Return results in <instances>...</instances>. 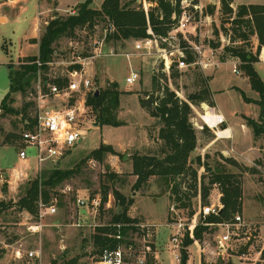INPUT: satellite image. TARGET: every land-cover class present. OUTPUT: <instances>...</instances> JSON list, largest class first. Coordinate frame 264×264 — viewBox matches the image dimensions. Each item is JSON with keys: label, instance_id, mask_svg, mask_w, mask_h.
<instances>
[{"label": "rangeland", "instance_id": "obj_1", "mask_svg": "<svg viewBox=\"0 0 264 264\" xmlns=\"http://www.w3.org/2000/svg\"><path fill=\"white\" fill-rule=\"evenodd\" d=\"M25 1L22 0L18 5L13 6L10 0H0V16H7L5 22H0V38H7L0 43V104L10 90L9 65L17 67L21 60L25 59L23 56L38 54V46L28 40L35 33L33 30L35 15L38 12H42L44 16L51 14L46 17V21H50L56 15H67L70 10L77 11L79 4L87 0H70L68 4V0L63 2L56 0L55 7L61 9L55 15H52L54 10L47 11L51 7V3L47 0ZM100 1L93 0L92 6L97 7ZM141 1L137 0V3ZM249 2L264 3V0H233L232 15L223 13L220 0L198 1L205 14L210 4L214 5V12L204 21L201 28L192 25L186 32V36L194 42L203 44L206 48H212L213 60L216 63L207 69L197 65L179 70L177 85L175 79L172 76L169 79L166 73L162 74L163 81L160 87L155 84L154 70L156 66L161 68V58L157 54L138 56L135 39L122 41L123 43L117 41L115 46L108 43L107 35L113 32V29L106 30L107 25L103 22L95 25L94 29H79L74 37H63L59 40L52 59L57 72L65 71L68 62L78 59L79 56L84 58L99 54L88 66L93 89L95 91L99 89L100 92L116 81L119 83V90L122 91L120 104L115 112V120L119 125L103 124L93 107L88 116L93 120L92 126L87 128L82 142L58 161L59 167L73 168L92 150L102 145L112 146L116 153L105 154L102 161L92 158L82 164L78 174L56 188L59 190L57 212L41 218L39 210L34 215L16 205L25 192L28 179L24 176L17 177L16 172L13 171L14 167L26 166L18 155L20 138H14L12 134L21 132L23 124L20 112L0 110V201L10 204L0 209V264H51L52 261H57V264H69L71 261L73 264H91L99 254L95 235L101 233L99 229L110 224L118 205L113 189H117L127 199L132 200V203L128 205L127 213L132 219L137 220L136 223L160 225L150 236L155 243L156 253L149 257L146 264H182L183 250L188 255L187 264H202L203 261L206 264H217L221 261L228 264H240L241 261H244V264H264V240L259 236V229L264 227V133L255 137L253 128L247 124V118H252L256 122L260 121V107L255 102L259 99V94L251 88L249 79L241 67L240 59L226 50V46L242 44V42L234 41L231 20L236 17L240 5L237 3ZM146 4L149 9V2L147 1ZM40 36L41 34L39 38ZM182 36L181 33L180 37ZM214 43H218V46L214 47ZM242 45L246 50L257 53V34L250 32L248 41ZM127 52L134 54L127 57L124 55ZM261 55L262 51L255 67L264 80V61H261ZM234 65H237L240 73L233 71ZM133 69H141V78L129 84L126 78ZM202 82H205L210 89V98L215 106L208 102L192 104L194 113L191 120L197 129L199 140L191 159L196 160L198 156L201 157L202 165L199 168V175H204L205 184L208 186L212 175L208 173L206 164H209V169L211 167L210 170H212V166H216L218 162L223 163L227 171L237 175L241 185L242 199L240 210L236 211L229 220L233 221L235 216L240 214L247 223L239 230V235L233 236L226 251L218 247V236L223 233V230L218 226L216 229L214 225H209L207 222L209 215L200 212V206L205 204L200 198L192 199L194 214L189 216L188 208L179 210L175 207L177 214L173 213L171 207L175 204L161 177L151 176L145 186L134 190V184L138 178L133 174L134 156L158 154L161 148V141L157 138L160 125L156 118L143 109L139 98L145 97L148 92L162 91L168 85L175 90L177 96L187 100L189 93L199 91ZM35 84L34 78L28 92ZM8 103L11 108L20 110L24 103L23 94L21 92L12 94ZM205 105L216 107L217 112L222 108L227 117L232 116L231 119L237 118L248 125L249 131L242 130V138L239 142L242 149L221 139L215 141L210 147L205 146L208 142L207 137L214 139L217 137L216 128L209 127L210 125L201 116L204 115ZM225 126L226 124L223 123L219 128L224 129ZM249 133H251V142L247 141ZM207 134H213V136ZM252 143L257 150H261L260 153L255 148H251ZM222 149L227 152L222 153ZM222 156L234 158L239 162L240 167L226 163ZM112 172L119 174L120 179L109 180L107 174ZM104 183L113 189L110 190L104 206H96L93 199L99 197L102 200ZM221 196L220 186L214 184L206 204L221 200ZM51 197L48 200L44 199V202L50 203ZM78 198H84L87 204L79 205ZM118 208L122 210L123 206L120 205ZM172 216L181 218L187 224L192 223L194 219V230L197 225L203 227L209 225L213 231H204L202 240H199L195 238V234L194 237L190 235L186 225L182 249L175 252L171 244L174 229L166 226V222L173 219ZM38 223H42L43 226L32 230L31 227ZM263 229L261 234L264 237ZM141 233H134L131 237L141 238ZM188 240L192 242L185 245ZM16 248L22 249L21 259L15 258ZM30 250L39 251V255L28 257L27 251ZM175 254L180 255L181 261L176 260ZM236 259L238 262L235 261ZM129 264L137 263L133 258Z\"/></svg>", "mask_w": 264, "mask_h": 264}, {"label": "trees", "instance_id": "obj_2", "mask_svg": "<svg viewBox=\"0 0 264 264\" xmlns=\"http://www.w3.org/2000/svg\"><path fill=\"white\" fill-rule=\"evenodd\" d=\"M147 1L151 3L148 13H146L144 8V0L139 3H137V0H104L100 8L92 6L93 0H87L79 4L80 6L76 14L56 15L43 27L39 40L37 38H33L32 40L34 43L39 42V54L26 56L17 67L9 65L10 90L0 104V110L5 109L6 111L20 112L22 122L25 118L30 117L32 111L35 109V104L31 100H27V96L32 80L37 75L38 65L36 60L40 59L44 62L41 68L42 73L44 75L48 74L51 68L46 62L53 59L59 40L63 37H74L79 29H94L95 25L100 22L107 25V28L114 25L115 30L109 33L106 38L107 42L114 46L117 44V41L122 42L129 39L136 40L149 37V27L157 36H166L181 14V0H177L176 4L172 0ZM193 1L198 2L199 0ZM220 2L223 13L232 15L234 11L231 7L233 0H220ZM214 8V5L210 4L207 13L212 14ZM231 22L234 41L242 42V44L245 43L250 37V32L256 33L258 36L257 53L246 50L242 44L226 46L228 52L240 59L241 67L249 79L251 88L259 94V99L255 102L260 107V121L256 122L252 118H247V124L253 128L255 137H258L264 133V80L255 65L260 60L259 55L264 48V3L240 4L236 17ZM225 30L228 31V28L225 27ZM217 33L219 32L217 31ZM213 46L217 47L218 43H214ZM192 59L193 57L189 56V60L191 61ZM162 74L164 75V73H160L154 76V83L159 85V87L163 78ZM178 75L179 69L176 65H172L171 76L175 79V84ZM160 91L157 90L156 94L148 92L145 94V97L139 98L143 109L156 118L158 125H160L157 138L161 141V148L158 154H137L134 156L133 174L138 177L134 184V190L145 186L151 176L161 177L165 181L166 189L170 192V197L175 207L179 210L188 208L189 216H192L194 214L192 199L200 198L206 204L210 190L216 184L220 186L223 208L220 213L207 216V222L209 225H213L229 220L236 211L240 210L242 199L241 185L237 175L227 171L223 163L218 162L216 166H212V170L209 169V164H206L208 173L212 175L210 185L208 186L205 184L204 175H199V168L202 165L201 157L198 156L196 160L191 159L199 140L197 129L191 120L194 113L192 104L198 105L200 102H208L210 105L215 106L210 98V89L205 82H202L199 91L189 93L187 100L177 96L175 90H172L168 85ZM17 92H21L24 96V103L20 110L11 108L8 103L12 94ZM121 94L122 91L119 90V83L116 81L110 83L104 90H100L97 95H95V91L89 94L88 103L92 108L95 107V110L99 114V120L103 124L119 125L115 120V112L119 107ZM241 94L245 98L242 90ZM148 95L149 97H147ZM246 99L248 98L246 97ZM203 119L210 126L215 127L223 118L221 116L212 117L204 114ZM219 133L226 135L227 131L220 129ZM207 135L213 136V134ZM12 136L20 138V132L14 133ZM213 139L206 138L207 141ZM109 152L116 153L112 146L102 145L92 150L73 168L62 169L58 165L55 168L44 171L41 177L28 179L25 192L16 202V205L20 209L36 215L38 212L37 201L40 194L45 200L50 199L52 195H58L59 190H56V188L78 174L82 164L92 158L102 161L105 154ZM222 157L226 163L240 167L239 162L234 158ZM107 175L108 179L112 181L121 177L119 174L113 172ZM111 189L113 188L108 184H103L104 195L101 200V207L107 201ZM113 192L117 198L118 205L110 224L104 226L103 229H99L101 233L95 235V244L98 247V252L105 246H116L119 242L114 237V234L117 233V228L111 224L118 222L136 223L137 221L132 219L127 213L128 205L132 203V200L127 199L117 189H113ZM120 205L123 206L122 210L118 208ZM8 206L10 204L0 201V209ZM209 225L205 227L197 225L194 230L195 238L202 240L204 231H213ZM214 226L217 229V226ZM131 227L125 225L122 228V233L125 235L126 240H129V228ZM189 242H192V240H188L185 245ZM183 252L184 258L182 264H187L188 255L186 251L183 250ZM70 263L73 264V261ZM51 264H57V261H52ZM202 264L206 263L203 261ZM217 264H228V262L221 261Z\"/></svg>", "mask_w": 264, "mask_h": 264}, {"label": "built area", "instance_id": "obj_3", "mask_svg": "<svg viewBox=\"0 0 264 264\" xmlns=\"http://www.w3.org/2000/svg\"><path fill=\"white\" fill-rule=\"evenodd\" d=\"M172 2L176 4L177 0H172ZM180 6L182 9L181 14L166 36H157L149 27V37L134 40L138 56L157 54L161 58L162 66L161 68L156 66L154 73L155 75L166 73L169 79L171 78L172 65H176L181 71L197 65L207 69L216 63L213 60L214 50L212 48H206L203 44L194 42L186 36V32L192 25L196 28H201L205 23L204 21L210 17V14H205L202 5L193 0H181ZM144 8L146 13H148L146 2ZM68 13L76 14L77 11L70 10ZM195 14L197 16L196 19ZM109 29L114 31V25H111ZM181 33L183 34L182 37H180ZM133 54L124 53L127 57ZM98 55L84 58L79 56L78 59L68 62V66L62 73L55 70L54 62L51 60L46 62L51 68L46 75L42 73L41 69L44 62L40 59L36 60L38 65L35 77L36 84L29 90L27 96V100L34 102L35 109L30 117L25 118L22 122L23 128L20 132L18 150L19 158L26 167H14L13 171L16 172L17 177L24 176L27 179L41 177L44 171L58 166V161L85 138L87 128H90L93 124V120L88 118L89 113L93 110L88 103V97L90 93L95 91L88 66ZM189 56L193 57L191 61ZM233 71L240 73L237 65H234ZM140 78L141 69H133L127 76L126 81L129 84H133ZM161 81H163V78ZM213 108L215 111V107ZM225 121L226 119L223 117L215 127L219 128ZM209 127L215 129L213 126ZM51 198L50 203H46L40 194L37 208H39V216L41 218L54 215L57 212L58 196L53 195ZM78 203L84 206L87 201L84 198H78ZM93 203L99 206L101 205V199L99 197L94 198ZM222 208L223 203L218 199L215 202L201 205L200 212L204 215L218 214ZM171 209L174 214H177L175 205ZM172 218L171 221L166 222V226L174 229L171 235V244L176 252L182 249L186 225L190 230V235L194 237L195 220L193 219L192 223L187 224L177 216H172ZM113 225L117 228V233L114 234V237L119 241L118 244L116 246H105L98 256L92 260L91 264H129L133 258L137 264H146L149 257L156 253L155 243L152 242L150 236L156 230V227L160 226L159 224L118 222ZM125 225L132 226L129 228V232L132 231V233H129V240H126L125 235L122 233V228ZM213 225L223 230V233L218 236V247L223 248L222 251H226L233 236L239 235V230L246 226L247 223L243 220L242 215L238 214L233 221L226 220ZM42 226V223H38L36 226H32L31 229L37 230ZM134 233H141L142 237L137 239L135 236L134 240L131 237ZM38 255L39 251L37 250L27 251L28 257H36ZM22 257V249L16 248L15 258L21 259ZM175 257L178 262L181 261L179 254H175Z\"/></svg>", "mask_w": 264, "mask_h": 264}, {"label": "crops", "instance_id": "obj_4", "mask_svg": "<svg viewBox=\"0 0 264 264\" xmlns=\"http://www.w3.org/2000/svg\"><path fill=\"white\" fill-rule=\"evenodd\" d=\"M20 1H22V0H10V2L13 4V6L18 5L20 3ZM47 1L49 3H51V7H52V8L49 7L47 9V11L50 12V11L54 10V13L52 15L57 14V11L58 10L60 11L61 8L60 7H55L56 0H47ZM61 1L63 2L64 0H61ZM69 1L70 0L67 1V4L69 3ZM103 1L104 0H101L100 3H99V5L97 7L96 6H94V7L95 8H100ZM25 2H27V0ZM146 2H147V0H146ZM250 3H252V2L244 3V4H250ZM237 4H243V3H237ZM22 8H24V7L22 6ZM50 15L51 14L44 16L42 14V12H38V14L35 15V17H34L35 18V21H34V27H33V30H34L35 33H34V35L32 37L28 38V40H29L30 43H34V42L31 41V39H33V38H37L39 40V35L42 32L43 26L47 24L46 22H49V21H46V17H48ZM2 19H3V21H2ZM6 19H7V16H5V15L0 16V22H5ZM5 39H7V38L6 37H3L2 39L0 38V43H1V41L5 40ZM34 44H36L38 46V49H39V42H35ZM38 54H39V51H38ZM23 57H26V56H23ZM261 59H262L261 61H264V49L262 50ZM209 107L210 106L205 105V107H204V109H205L204 114L205 115H210L212 117H219V116H221L222 118L225 117V119H226V121H225V124H226L225 128L226 129H224V130L227 131V134L226 135H221L219 133L220 128H216V130H217L216 131L217 137L215 139L211 140V141L206 142L205 143V146L206 147H210L211 145H213L215 143V141H218L219 139H221V140H225V142L227 141V142L231 143L233 146L236 145L238 149L239 148L242 149V147H240V145H239V142L241 141V138H242V130L245 131V132L249 131L248 125L246 123L242 122V121L237 120V118H236L237 116H235V118H236L235 120L231 119L232 116L231 117H227V115L224 113V111H223L222 108H220V110H219L220 113H218V112H215L216 111V107H215V111H214V108L213 107H210L213 112H210V110H208ZM201 116L203 118V115H201ZM249 134H250V136L247 135L249 137L248 138L249 140H247V141H250L251 142V140H250L251 133H249ZM247 146H248V144H247ZM251 148H253V149L255 148L256 149V147L253 145V143L251 144ZM221 151H222V153H226L227 152V150H224V149H222ZM256 151H259V153H260L261 150L260 149H258V150L256 149ZM228 152H229V150H228ZM263 228L264 227H261L259 229V236L264 240L263 234H261V232H262L261 230ZM240 264H244V261H241Z\"/></svg>", "mask_w": 264, "mask_h": 264}, {"label": "water", "instance_id": "obj_5", "mask_svg": "<svg viewBox=\"0 0 264 264\" xmlns=\"http://www.w3.org/2000/svg\"><path fill=\"white\" fill-rule=\"evenodd\" d=\"M99 93V89H97L96 91H95V95H97ZM210 169H211V167H210ZM8 174V173H7ZM221 212V211H220ZM236 262H238V260L236 259L235 260Z\"/></svg>", "mask_w": 264, "mask_h": 264}, {"label": "bare ground", "instance_id": "obj_6", "mask_svg": "<svg viewBox=\"0 0 264 264\" xmlns=\"http://www.w3.org/2000/svg\"><path fill=\"white\" fill-rule=\"evenodd\" d=\"M208 110H210V112H213V111H212V109H211L210 107H209V109H208Z\"/></svg>", "mask_w": 264, "mask_h": 264}]
</instances>
